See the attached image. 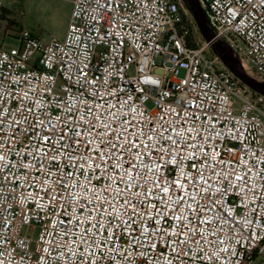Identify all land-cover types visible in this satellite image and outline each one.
<instances>
[{
	"label": "built area",
	"instance_id": "1",
	"mask_svg": "<svg viewBox=\"0 0 264 264\" xmlns=\"http://www.w3.org/2000/svg\"><path fill=\"white\" fill-rule=\"evenodd\" d=\"M198 1L264 84V0ZM71 3L11 46L0 0V264H264V97L185 0Z\"/></svg>",
	"mask_w": 264,
	"mask_h": 264
},
{
	"label": "rangeland",
	"instance_id": "2",
	"mask_svg": "<svg viewBox=\"0 0 264 264\" xmlns=\"http://www.w3.org/2000/svg\"><path fill=\"white\" fill-rule=\"evenodd\" d=\"M5 1L8 8L6 12L8 28L10 29V26L16 25L15 30L9 33L12 36L8 41L11 46H17L16 36H18V32L21 30H28L36 36L43 38L55 37L59 40H64L72 13V0ZM186 4L193 17L187 1ZM204 42L206 43L205 40ZM183 76L184 72H181L180 77ZM32 237L36 239L38 232H35Z\"/></svg>",
	"mask_w": 264,
	"mask_h": 264
},
{
	"label": "water",
	"instance_id": "3",
	"mask_svg": "<svg viewBox=\"0 0 264 264\" xmlns=\"http://www.w3.org/2000/svg\"><path fill=\"white\" fill-rule=\"evenodd\" d=\"M190 10L193 14L194 21L203 39L216 54L217 57L221 59L224 66L245 86L251 89L253 92L264 97V84L257 81L256 79L250 77L240 68H238L232 60L227 57L230 52L229 47L223 45L214 39L212 32L208 29L206 24L205 14L200 7L198 0H186ZM226 46V47H224Z\"/></svg>",
	"mask_w": 264,
	"mask_h": 264
},
{
	"label": "bare ground",
	"instance_id": "4",
	"mask_svg": "<svg viewBox=\"0 0 264 264\" xmlns=\"http://www.w3.org/2000/svg\"><path fill=\"white\" fill-rule=\"evenodd\" d=\"M227 57L235 62L236 66L242 71H244L246 74H248L250 77L256 79L260 82V80L249 70V68L245 65L244 61H240L231 51L227 54Z\"/></svg>",
	"mask_w": 264,
	"mask_h": 264
},
{
	"label": "snow or ice",
	"instance_id": "5",
	"mask_svg": "<svg viewBox=\"0 0 264 264\" xmlns=\"http://www.w3.org/2000/svg\"><path fill=\"white\" fill-rule=\"evenodd\" d=\"M0 159H2V157H0ZM237 179H240V177H237ZM164 191H167V189H164ZM182 199V197H181ZM181 243H183V241H181Z\"/></svg>",
	"mask_w": 264,
	"mask_h": 264
},
{
	"label": "trees",
	"instance_id": "6",
	"mask_svg": "<svg viewBox=\"0 0 264 264\" xmlns=\"http://www.w3.org/2000/svg\"><path fill=\"white\" fill-rule=\"evenodd\" d=\"M7 12V11H6Z\"/></svg>",
	"mask_w": 264,
	"mask_h": 264
}]
</instances>
